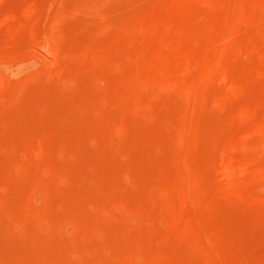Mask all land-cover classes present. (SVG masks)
<instances>
[{"label": "rangeland", "instance_id": "374dc122", "mask_svg": "<svg viewBox=\"0 0 264 264\" xmlns=\"http://www.w3.org/2000/svg\"><path fill=\"white\" fill-rule=\"evenodd\" d=\"M26 1L28 4L32 1L33 4L30 3L29 5L33 8V18L34 20L35 18H38L36 19L37 22L35 20L36 23L32 25V27H35L34 32L33 28H29L30 25L28 24V27L25 28L26 25L21 22L22 19H20H24V15L27 13L26 8L29 6H27L28 4ZM28 1L29 0H0V131H3V135L0 137V155H2L0 156V165L2 163L0 166V257L4 256L6 250L12 245L21 244V242L26 239L27 235L33 234V232L35 234L41 233L39 231H45L46 227L48 229L50 227L49 224H51V218L55 217L54 214L57 215L56 217H58L61 212H63V215L64 213L67 214V208L65 209V207L54 202L57 200L56 197L60 196V194L56 195L54 190H57V193H59L60 191L67 189L73 194H76L81 190L80 186L77 184L74 185L72 182L73 178L71 177L72 174H70L72 173L71 170L73 171L74 169V167H72L73 169L71 168V165H77L79 163L78 160L75 159L76 157L74 159L77 162L72 158L73 161H68L69 164L65 163V165H67L63 168L64 170L61 171V174H57L56 176L57 172L53 173L54 171L44 164L45 156L50 155V151H53V149L50 146L51 149L47 147L45 144L47 141L45 142L44 137H36L39 133H42L41 130L44 128L54 129L46 122L45 119L48 118L47 116H44L45 119L40 116L42 118V120H40L41 118L37 119L39 116L34 114L35 112H38L36 110L37 106V109L40 107L37 104H39V101L45 97L46 93L44 89L48 87L50 90L51 85L54 82L60 86V93L58 94V90H56L55 93L54 87L51 90L55 94L61 95L60 98L64 101L67 100V102L61 100L63 102V107L61 108H65L64 110H66L65 112H67V114L73 113L75 109L79 110L77 111L78 115H76V118L74 117L75 115L71 114L73 116L72 118L71 115H67V121L69 122L71 120V126L69 127H72V122H74L73 125H76L74 127L78 129L80 125L81 131L84 129H91V135L87 136L85 143L84 141L81 143L83 154L78 157L81 161L85 158L86 161L90 162L91 167L88 169L89 177H84L87 189L86 187L83 188L87 191L89 189L93 190L97 199L91 200V205L89 206L88 211L87 209L86 211L90 212L92 215L94 214L93 216L101 220L110 218L109 216L111 214L118 216V221H121L120 228L108 232L115 234L117 232H126L125 227H127V231L130 230L134 235L135 233H139V236L143 237L141 238L142 241L140 244L153 243L154 245H157L158 242L159 245V241H157V239L154 240L156 238L155 232H161L160 230L163 231L164 229L162 234L169 235L170 233V235L174 236L170 239L172 246L171 251L172 254L175 252V255L179 253L177 258L180 260L182 257L181 261H179L180 263L183 260L188 258L191 259L192 257L190 261L193 264H264V0H130L131 2L129 0ZM22 2H25L27 5ZM105 3H107V5ZM24 5H26V8H24ZM130 5L132 7H129ZM70 9L73 11L71 12ZM22 10L23 13H25L24 15L22 14ZM14 11H16V14ZM133 12L139 17L136 15H134L135 17L132 16ZM17 13L19 14L18 18L20 20L16 18V15H18ZM119 13H122L121 16ZM130 13H132V15ZM11 14L15 19L14 17L12 18ZM57 17L58 19H61H59V23L57 22ZM122 17L124 18V24L126 25L125 28L122 27ZM115 18L119 22H116ZM127 18L131 21H128ZM14 21L18 26L14 25ZM135 22L137 25L134 24ZM20 23L24 24L23 27ZM116 23H118L119 26L116 25ZM14 26H16V28L18 27V29ZM14 28L16 32L21 28V33L19 34L17 32V34L14 35ZM102 29L103 31L104 29L107 30L109 40H112L116 35L120 36L122 39L124 35L123 38L128 41H125V43L123 42L122 44V41H124V39H122L121 44L118 46L121 51H119L118 55L117 53L115 54V56L121 60L122 65L120 67L121 63L115 64L111 61L98 67L97 64L102 63L105 56L103 51H100L101 44H98V41L96 40V43L99 45L98 47L95 40L92 41V43L87 46L88 49L85 51V60H82L80 65L81 68L89 69V73L90 70L92 71L93 69L98 73V75L92 73L88 75V78L91 80H89V84H92L94 91L98 86L97 93L95 92L94 96L93 93H91V101L94 100L95 102H91L92 104H90V106L88 105L91 99L90 96L88 102H76V106L74 100V103L69 101L70 94H84L85 88H83L82 83V86H75L70 82L67 76L59 75L61 71H64V69L68 67V63L63 60L62 56L74 49L70 45L72 40H83L82 38L85 33L88 31L91 32V30H96L92 35L97 36L102 33L100 32ZM122 29H125L127 33ZM12 30H14V32ZM49 30H52L51 32L54 35H52L51 32L50 35H48ZM3 32L8 33L9 37L8 34L6 36ZM26 33L29 36H27ZM56 33H59L58 36L62 38V42L59 41L61 46L59 49L60 57L58 63H51L49 65L48 63L52 61L50 53L51 43L58 39H56V37H58ZM12 34L16 37H13ZM18 34L21 35V38L26 39L24 40L25 42ZM23 35L25 36L23 37ZM129 36L133 37L130 38ZM190 36L191 39L189 38ZM136 38L137 41L134 40ZM27 39L32 40V43ZM15 42L18 43L16 46ZM26 42L27 45H25ZM28 42L29 46L30 44H34V47L33 45L30 46L32 49H28L30 52H27V50L24 49V47H29ZM34 42H38V45ZM138 42L141 44H138ZM19 43H21V45ZM132 43H134L133 45H136L134 46L135 49L139 45L137 48L138 50L136 49L137 52H134V47L133 45L131 46ZM13 44L15 47H12L11 49ZM17 48L19 49L18 51ZM144 48L145 50H143ZM28 53L30 55L34 54V56L42 57L40 59V62L42 63L39 66L32 68L33 72L28 66V61L33 55L29 57L30 55ZM24 61L27 62L25 63ZM43 66H45V68ZM120 68V72H122L124 68L123 72L126 70V73H128L126 75H123L122 73L123 77L121 76V79L124 80H121L122 84L121 82L119 84H114V81L111 79L104 80L101 78L103 73L111 76L120 74L118 72ZM49 72L53 74L55 72V75L52 74L53 82L50 86L47 85L50 83L45 76V74ZM31 73H33L32 75H35V77L38 75V79L34 78V76L31 77ZM42 75L45 77L43 78ZM56 76H58V78ZM30 82L36 86H33ZM38 82L40 85H38ZM83 82H88V79H84ZM44 83L45 85H43ZM26 84L29 87H26ZM19 86L21 87L19 88ZM31 87H34V89ZM103 89L105 91H103ZM128 89L129 94H132L133 96L128 95ZM34 91H44V93H34ZM61 91H64L65 93L62 92L61 94ZM67 91H69V93ZM103 92L104 94H102ZM122 92H125V94H122ZM27 93L29 95L31 94V98L29 96V98H26L28 95ZM41 94H44L42 98H40L42 96ZM17 95H19L18 98H16ZM98 95L100 97H98ZM102 96L103 98H101ZM23 98H26V100L29 99V102L31 100V105H28L29 102L27 103ZM18 99H22L23 101L19 102ZM17 101L19 102V105ZM114 101L117 102L116 104L119 103L117 108L111 106L112 104L114 105ZM84 102L85 104H83ZM22 103L24 105H22ZM33 103H35L36 106ZM73 104H75V106ZM78 106H80L83 111H81L80 108L77 109ZM91 106L93 109H91ZM71 107L73 108L71 109ZM15 108H18L17 111ZM22 108L23 111L24 108H28L29 110L25 109L23 113L21 111ZM99 109H101V111H99ZM108 111H111L112 115L116 112L113 117L115 118V116H119V119H121L118 120L121 123L116 122L114 124L112 121L114 118L109 116L110 112ZM75 112L76 111H74V114H76ZM80 112L81 115L79 114ZM28 113H30L29 115L31 116L33 113V116L36 115V118L28 117ZM103 113L109 117L107 118L106 116L105 119L107 120L105 121L103 119L105 117L103 116ZM13 114L15 118L13 117ZM22 117L23 121L25 118V123L23 124V121L21 120ZM31 118L35 121H39H36L37 124H33L34 122L30 124V128L25 124L26 120L28 124L29 122L31 123L34 121ZM217 118L219 122L215 121ZM87 119L89 120V123L86 122ZM96 119L97 121H104L102 123L99 122L103 125L101 126V132L99 131L101 135H97L103 144L97 137V140L95 141L96 138L92 135L95 131V129H93L95 128L94 124L97 125ZM107 121H109V123H107ZM110 121L112 124H110ZM105 122L106 126H104ZM127 122L132 125L136 122L137 126H128ZM117 123H120V125L122 124V126L120 127ZM125 123L126 126L123 127V124L125 125ZM85 124L88 125L86 126ZM89 124H91V126ZM11 125L13 126L12 128ZM110 125L113 126L110 127ZM8 127L14 129L16 136L14 135L15 137L13 138L14 140L17 139L16 141L19 140L18 142L10 139L12 136H9L8 134L12 131L8 130ZM104 127H106V131L103 129ZM18 128L19 130L24 128L23 131H26L25 129L33 131L31 132L33 135L40 131L34 137L35 139L37 138L36 140L38 141L35 139H33V141L35 140L34 143L32 141V144H35L36 146L33 145L34 147H32L34 150H32L33 153L31 152V159L30 157L25 158L30 159V162H28L29 159L27 160L28 165L26 160L24 161L25 165L20 163L21 154L19 153V148L24 145L23 143L25 140L19 135L20 132L22 134L23 131H19ZM39 128L43 129L38 131ZM6 130H8V132L10 131L7 134V136H9L7 138ZM35 130L36 132L34 133ZM131 130L132 133L130 137L128 131L131 132ZM141 130L142 133H144L143 136ZM14 131L10 134H13ZM26 133L28 132L26 131ZM31 133L29 132L28 134ZM108 134L109 138L107 136ZM90 136H92V138H90ZM7 139H10V141H7L9 145L6 143ZM128 140H130V143ZM136 140H139L140 143L138 144ZM27 141H29L28 144H31L29 139H27ZM151 141H153V143ZM10 142L13 144L11 145ZM174 142H176V145ZM18 143L22 145L19 146L17 145ZM127 143L131 144V149ZM156 143H158L159 146ZM132 144H135V148ZM148 145L151 146L149 147ZM173 145H175V147H173ZM127 146L129 147L127 149L128 151H126ZM109 147L111 148L109 149ZM11 148H15V150ZM35 149L37 152H35ZM9 150L11 151L9 152ZM42 150H44V154L42 153ZM117 150L118 153L116 155ZM6 151H8V153ZM12 151H14V153ZM102 151L106 153H102ZM145 151H148V153ZM123 152L124 154H122ZM149 152L150 154L152 152L151 155L154 156H150ZM141 154L143 157L140 156ZM40 158L42 160H40ZM135 158L137 159L135 160ZM85 159L83 161H85ZM140 160H143L142 162H145L146 165L143 163L140 165ZM38 161L41 163L40 165ZM158 162L161 165H159ZM76 165L74 166L76 167ZM138 165L147 166L146 170L150 179L146 176L145 169L142 168L143 166L140 167ZM26 166H31L30 168L32 169ZM68 166H70L69 170L67 168ZM115 166L118 167V169ZM124 166L127 168V171ZM33 167H35V170ZM37 167L39 170L36 169ZM76 169L77 168L74 169V173ZM141 169H143V173H141ZM137 170H139L140 176L138 175ZM161 170L164 172L162 173ZM123 172L124 174H122ZM11 174H13V177ZM28 175L31 176L29 177ZM135 175L137 178L139 176L138 180H135ZM245 175L247 177H244ZM50 177L51 179L48 182V178ZM139 179L141 180L137 183ZM143 179L149 180L150 182L147 181L148 184L141 187L143 184L145 185V183H142L145 182ZM51 180L54 181L55 184H51ZM29 181L31 183H29ZM134 181H136V183ZM132 182L133 184H131ZM38 184L39 186L43 185L40 188ZM130 184L131 186L129 187ZM135 184L139 186L137 187ZM47 185H49V187L45 189L43 186L47 187ZM259 185L261 186L259 187ZM25 186L28 187L26 188ZM51 186L52 189H50ZM133 186L137 189H132ZM53 187L55 188L54 190ZM25 188L27 189V192ZM258 188L261 192H259ZM117 189L119 190L117 191ZM242 189L243 191H241ZM16 190L19 191L16 192ZM44 190L52 192H48L50 197ZM96 190H98V192ZM133 190H138V192L140 191L141 193L144 192V195H146V201L145 198H141L143 199L141 200V205H138V195L141 194L136 191L134 192L136 194L130 192L134 195L133 197V195L128 193L129 191L133 192ZM14 192L18 199L14 197ZM26 193L27 195H25ZM114 193L118 196L125 195L124 198L130 203L129 206L131 205V207H133L111 206L109 200L111 194ZM21 194L25 195H23L24 201ZM44 196H48V198ZM51 197L52 199H50ZM134 198L136 199L135 201ZM15 199H17L16 202H19L18 204L20 206L24 202L23 206L26 207L27 211L23 214L27 218L24 217L26 220H24L23 217L21 220L20 213L16 214V216L19 215V217H14V215H12L13 213L10 212V210L14 209L12 206L18 205L16 202L14 203ZM131 199L133 201H130ZM11 200H13V203ZM55 203L56 205H54ZM143 204L145 207L147 206L145 209L142 206ZM4 205L7 207H4ZM7 208H10L9 213ZM142 208L144 210L139 212ZM2 209L7 212L4 213L3 211L2 213ZM144 211H149L151 213H148L146 216L143 214ZM152 213L156 214L153 216ZM11 216H13V219H11ZM145 217L149 222L144 220ZM140 220L143 222L142 225L139 223ZM153 220H157L158 222ZM163 221H165V223ZM170 221L172 222L169 223ZM161 222L164 224H166V222L168 223L163 226ZM146 223L147 225H145ZM155 223L159 226H156ZM152 224L153 226H151ZM137 225L139 226V229L136 228ZM150 226L151 228L154 227L152 228V231L150 230ZM75 227L76 226L68 220L62 221L55 230V236L58 240H64L69 236L80 234V230ZM142 227H144V230ZM153 229L156 231H153ZM165 230L167 231L165 232ZM5 231L7 233H5ZM8 231L11 233V236L8 235L10 234ZM97 234H100L99 236H101L104 234V231L99 230ZM152 234L155 237L152 236ZM146 237H149L148 239L150 240L153 239L152 242H150V240L148 241ZM83 238L86 240V237L82 235L81 239L84 240ZM20 240L22 241L20 242ZM144 240L147 242L145 241L144 243ZM30 244L33 247L30 246ZM53 245V240L46 244L49 248H52ZM39 247H41L40 243L35 242L34 244V242L28 241L25 248L27 249L26 252L32 251L37 253ZM179 255L182 256L179 257ZM80 256V254H75L70 256L69 259L72 264H77L76 262L79 260L78 258ZM14 257L15 262L17 260V262L21 261L20 256L17 255V257ZM134 258L139 261L140 264H143L139 259L140 255L138 253H134ZM11 259L13 261V258ZM157 264L165 263L158 260Z\"/></svg>", "mask_w": 264, "mask_h": 264}, {"label": "bare ground", "instance_id": "6f19581e", "mask_svg": "<svg viewBox=\"0 0 264 264\" xmlns=\"http://www.w3.org/2000/svg\"><path fill=\"white\" fill-rule=\"evenodd\" d=\"M25 1V0H24ZM30 1V0H29ZM28 1V2H29ZM72 1V0H71ZM130 1V0H129ZM78 2V1H77ZM131 2V1H130ZM23 4H26L27 3V1H26V3L25 2H22ZM30 3H32V1H30ZM29 3V4H30ZM74 3V2H73ZM142 3H143V1H142ZM145 3V2H144ZM28 4V3H27ZM26 4V5H27ZM27 5V6H29V7H27L26 8V5H24L25 7L24 8H26L27 9V13L25 14V13H23V10H25V9H23L22 10V14L24 15V19L23 18H20V19H22L21 20V22H23L25 25H26V27L25 28H27L28 26H27V24L28 25H30L29 26V28L31 27V28H33V32H34V28L35 27H32V25L34 24V23H36L37 22V20L36 19H38V18H35V20H36V22H35V20H34V13H32L33 11H32V6L31 5ZM33 4V3H32ZM106 5H107V3H105ZM110 4V3H109ZM124 4V3H123ZM135 4V3H134ZM138 5V4H137ZM31 6V7H30ZM78 6V5H77ZM80 6H82V5H80ZM121 6H122V4H121ZM112 7V6H111ZM128 7V6H127ZM129 7H132L131 5L129 6ZM18 8V7H17ZM69 8H70V6H69ZM72 8V7H71ZM119 8V7H118ZM134 8V7H133ZM81 9V8H80ZM97 9V8H96ZM123 9V8H122ZM155 9V8H154ZM71 10V9H70ZM90 10V9H89ZM88 10V11H89ZM128 10H129V8H128ZM148 10V9H147ZM177 10V9H176ZM73 10H71V12H72ZM16 11H14V13H15ZM78 12H80V11H78ZM91 12V11H90ZM125 12V11H124ZM136 12H138V11H136ZM160 12V11H159ZM75 13V12H74ZM110 13V12H109ZM108 13V14H109ZM16 14V13H15ZM18 14V13H17ZM20 14H21V12H20ZM79 14V13H78ZM94 14V13H93ZM120 14V13H119ZM118 14V15H119ZM122 14V13H121ZM121 14H120V16H121ZM131 15H132V13H130ZM22 15V16H23ZM134 15H136V14H134V12H133V15L132 16H134ZM157 15V14H156ZM166 15V14H165ZM11 16H12V14H11ZM18 16H19V14L18 15H16V18L18 19V20H20L19 18H18ZM21 16V17H22ZM80 16V15H79ZM84 16V15H83ZM123 16V15H122ZM131 16V17H132ZM136 16H138V15H136ZM14 16H12V18H13ZM86 17V16H85ZM97 17V16H96ZM113 17V16H112ZM124 17V16H123ZM122 17V18H123ZM130 17V16H129ZM135 17V16H134ZM134 17H132V18H134ZM139 17V16H138ZM141 17V16H140ZM143 17V16H142ZM63 18H64V16H63ZM66 18V17H65ZM73 18V17H72ZM117 18V17H116ZM115 18V19H116ZM120 18V17H119ZM125 18V17H124ZM124 18H123V23H122V27L123 28H125V24H124ZM155 18V17H154ZM14 19H15V17H14ZM57 19H58V17H57ZM60 19V18H59ZM59 19L57 20V22L59 23ZM75 19V18H74ZM128 19V21H131V20H129V18H127ZM131 19V18H130ZM135 19V18H134ZM138 19V18H137ZM143 19H144V17H143ZM11 20V19H10ZM61 20V19H60ZM140 20V19H139ZM159 20V19H158ZM206 20V19H205ZM211 20V19H210ZM64 21V20H63ZM104 21V20H103ZM121 21V20H120ZM8 22H9V20H8ZM12 22H13V20H12ZM15 22V21H14ZM53 22V21H52ZM93 22H94V20H93ZM109 22H111V21H109ZM116 22H119L117 19H116ZM7 23V22H6ZM19 23V22H18ZM23 23H20V24H22V27H23ZM86 23V22H85ZM125 23H127V22H125ZM10 24V23H9ZM52 24V23H51ZM57 24V23H56ZM62 24V23H61ZM60 24V25H61ZM111 24V23H110ZM134 24H136V22L134 23ZM146 24V23H145ZM14 25H16V22H15V24ZM37 25V24H36ZM71 25V24H70ZM96 25H98V24H96ZM112 25V24H111ZM116 25H118V23H116ZM128 25H129V23H128ZM137 25V24H136ZM3 26V25H2ZM13 26V25H12ZM16 26H18V25H16ZM16 26H14L15 28H16ZM61 26H63V25H61ZM60 26V27H61ZM65 26V25H64ZM72 26V25H71ZM113 26V25H112ZM119 26V25H118ZM181 26V25H180ZM81 27V26H80ZM92 27H93V25H92ZM94 27H96V26H94ZM120 27H121V25H120ZM121 27V28H122ZM134 27V26H133ZM159 27V26H158ZM15 28H14V30H15ZM129 28V27H128ZM142 28V27H141ZM5 29V28H4ZM11 29H13V28H11ZM16 29H18V27L16 28ZM50 29V28H49ZM62 29V28H61ZM60 29V30H61ZM83 29V28H82ZM81 29V30H82ZM89 29H90V27H89ZM88 29V30H89ZM92 29V28H91ZM98 29H100V28H98ZM158 29V28H157ZM7 30V29H6ZM14 30H12L13 32H14ZM20 30H21V28H19V31H17L19 34L21 33L20 32ZM66 30V29H65ZM115 30V29H114ZM119 30V29H118ZM123 31L125 30V29H122ZM135 30V29H134ZM172 30V29H171ZM1 31V30H0ZM52 30H49V34L48 35H50V32H51ZM79 31V30H78ZM126 31V30H125ZM124 31V32H125ZM157 31V30H156ZM5 32V31H4ZM3 32V33H4ZM6 32H9V31H6ZM17 32H16V30H15V32L13 33L14 35L15 34H17ZM22 32H23V28H22ZM66 32V31H65ZM96 32V30H91V32L90 31H88V32H86L85 33V35H84V37L82 38L83 40H80L79 39V41H78V39H74V40H72L71 41V46L74 48L71 52H69V53H66L65 55H63L62 57H63V60L64 61H66V63H68V67L66 68V69H64V71H61V73L59 74V75H64V76H67L68 78H69V80H70V82L72 83V84H74L75 86H82V84H83V88H85V91H84V94H78V93H73L72 95L70 94V99H69V101H71V103L73 102L74 103V101H75V103L76 102H81V101H87L88 102V100H89V98H90V96H91V93H93V96H94V93L97 91V89H98V86H97V89L94 91L93 90V88H92V84L90 85L89 83H90V79L88 78V75L90 74V73H92V74H95V75H98V73H97V71L96 70H90V73H89V69H87V68H81V61L82 60H85V51L88 49L87 48V46L89 45V44H91L92 43V41H94L95 40V43H96V40L98 41V44L100 43L101 45V49L100 48H98V49H100V51L102 50L103 51V53H104V56H105V59H104V61L102 62V63H99V64H97V66L98 67H101V66H103V65H105V64H107V63H109V62H114L115 64H119V63H121V60L119 59V58H117V56H115V54L117 53V55H118V53H119V51H121V49L119 50V45L121 44V40L122 39H124V41H122V44H123V42L125 43V41H127V40H125V38H123L124 37V35H123V37H122V39L120 38V36H118V35H116V36H114L113 38H112V40H109L108 39V36H107V30H105L104 29V31H103V29H102V31H100V32H102V33H100L99 35H92L93 33H95ZM120 32V31H119ZM25 33V32H24ZM27 33H28V31H27ZM26 33V34H27ZM55 33V32H54ZM60 33V32H59ZM59 33H56L57 34V36H58V34ZM126 33H127V31H126ZM125 33V34H126ZM190 33V32H189ZM6 36H7V34L8 33H4ZM3 34V35H4ZM12 34V35H13ZM18 34V35H19ZM25 34V35H26ZM51 34L52 35H54L52 32H51ZM61 34H62V32H61ZM129 34V33H128ZM127 34V35H128ZM11 35V34H10ZM13 35V37H16V36H14ZM25 35H23V37L25 36ZM110 35H111V33H110ZM20 36V38H21V35H19ZM27 36H29L28 34H27ZM8 37H9V34H8ZM11 38H12V36H10ZM130 37V36H129ZM131 37H133V36H131ZM130 37V38H131ZM187 37V36H186ZM20 38H19V41H20ZM26 38H29V37H26ZM50 38V37H49ZM58 38V39H57ZM139 38V37H138ZM190 39H191V36L189 37ZM12 39H14V38H12ZM23 41L24 40H26V39H23V38H21ZM31 39V38H30ZM56 39L57 40H55L53 43H51V62L50 63H48L49 65L51 64V63H54V64H56V63H58V60H59V57H60V54H59V49H60V43H59V41H61L62 40V38H60L59 36L58 37H56ZM67 39V38H66ZM140 39V38H139ZM189 39V40H190ZM21 40V42L23 43V41ZM27 40H29V39H27ZM135 41H137V38L136 39H134ZM188 40V41H189ZM242 40V39H241ZM244 40V39H243ZM32 40H29V42H31ZM35 41V40H34ZM37 41H38V39H37ZM49 41V40H48ZM132 41V40H131ZM150 41V40H149ZM187 41V40H186ZM25 42V41H24ZM29 42H28V46H29ZM62 42V41H61ZM83 43V44H81V43ZM128 42V41H127ZM32 43V42H31ZM35 44H37L36 42H34ZM40 43V42H39ZM49 43V44H50ZM140 42H138V44H139ZM16 44H18L17 42H15V46H16ZM20 45H21V43H19ZM24 44V43H23ZM41 44V43H40ZM78 44H79V46H78ZM97 44V43H96ZM97 44V45H98ZM134 43H132L131 44V46L133 45ZM141 44V43H140ZM12 45V44H11ZM25 45H27V42H26V44ZM31 45H33V47H34V44H30V46ZM38 45V44H37ZM69 45V44H68ZM14 46V44H13V46H11V49H12V47L14 48L15 47ZM19 46V45H18ZM28 47V48H25L24 47V49H26L27 50V52H30L28 49H32V47ZM36 46V45H35ZM96 46V45H95ZM109 46V47H108ZM126 46V45H125ZM134 46H136V45H133V47ZM139 46V45H138ZM138 46L136 47V49L138 48ZM145 46V45H144ZM189 46V45H188ZM21 47V46H20ZM42 47V46H41ZM41 47H40V49H41ZM64 47V46H63ZM98 47H99V45H98ZM141 47H142V45H141ZM149 47H150V45H149ZM186 47H187V45H186ZM97 48V47H96ZM121 48V47H120ZM146 48V47H145ZM145 48L143 49V50H145ZM155 48V47H154ZM10 49V50H11ZM16 49V48H15ZM21 49V48H20ZM38 49V48H37ZM36 49V50H37ZM95 49V48H94ZM123 49H124V47H123ZM130 49V48H129ZM136 49H135V47H134V52H137L136 51ZM197 49V48H196ZM2 50V49H1ZM9 50V51H10ZM19 49L17 48V51H18ZM23 50V49H22ZM35 50V51H36ZM42 50V49H41ZM97 50V49H96ZM131 50H133V49H131ZM130 50V51H131ZM138 50V49H137ZM12 51V50H11ZM10 51V52H11ZM15 51V50H14ZM25 51V50H24ZM24 51H22V52H24ZM99 51V52H100ZM166 51V50H165ZM9 52V53H10ZM16 52V51H15ZM27 52H26V54H27ZM123 52V51H122ZM125 52V51H124ZM128 52H129V50H128ZM198 52V51H197ZM17 53V52H16ZM42 53V52H41ZM14 54V53H13ZM17 54H19V53H17ZM16 54V55H17ZM20 54H21V52H20ZM25 54V53H24ZM29 54V53H28ZM32 54V53H31ZM34 54H35V52H34ZM34 54H32V55H30L29 57H31L30 59H29V61H28V66H29V69L32 71V68H35V67H37V66H39L42 62H40V59L42 58L41 56H34ZM45 54H47V53H45ZM120 54H121V52H120ZM131 54V53H130ZM132 54H134V53H132ZM146 55V54H145ZM21 56H22V54H21ZM44 56V55H43ZM47 56H50V55H47ZM5 57V56H4ZM17 57V56H16ZM7 58V57H6ZM19 58H20V56H19ZM19 58H17V59H19ZM46 58V57H45ZM49 58V57H48ZM100 59V58H99ZM181 59V58H180ZM8 60V59H7ZM120 60V61H119ZM6 61V60H5ZM9 61V60H8ZM17 61V60H16ZM102 61V60H101ZM10 62V61H9ZM8 62V63H9ZM18 62V61H17ZM22 62V61H21ZM25 63L27 62V61H24ZM146 62V61H145ZM166 62V61H165ZM11 63V62H10ZM9 63V64H10ZM19 63V62H18ZM171 64H172V62H171ZM15 65V64H14ZM121 65H122V63L120 64V67H121ZM10 66H13V65H10ZM16 66V65H15ZM21 66V65H20ZM135 66H136V64H135ZM44 68H45V66H43ZM126 67H127V65H126ZM28 68V67H27ZM81 68V69H80ZM125 68V67H124ZM124 68H123V70H124ZM135 68V67H134ZM137 68V67H136ZM12 69V68H11ZM29 69H28V71H29ZM47 69V68H46ZM101 69V68H100ZM13 70H15V69H13ZM123 70H122V72H120L121 71V68H120V70L118 71L120 74H117V75H115V76H111V75H109V74H106V73H103L101 76V78H103L104 80L105 79H111V80H113L114 81V84L116 83V84H119L120 82H121V78L123 77L122 76V73H123V75H126V74H128V73H126V70H125V72H123ZM130 70V69H129ZM128 70V71H129ZM132 70V69H131ZM25 71H27V70H25ZM27 71V72H28ZM99 71V70H98ZM138 71V70H137ZM26 72V73H27ZM33 72V71H32ZM45 72V71H44ZM47 72V71H46ZM22 73V72H21ZM30 73V72H29ZM57 73V72H56ZM125 73V74H124ZM130 73H131V71H130ZM152 73V72H151ZM33 73H31V77L32 76H34V78H37V76L35 77V75H32ZM35 74V73H34ZM44 74V73H43ZM52 74L53 73H46L45 74V76H46V79L47 80H49V83L50 84H47L48 86H50L51 84H52V82H53V78H52ZM53 75H55V72H54V74ZM57 75V74H56ZM30 76V75H29ZM41 76V75H40ZM43 76V75H42ZM45 76H43V78L45 77ZM122 76V77H121ZM24 77H26V76H24ZM24 77H22V78H24ZM31 77H29V78H31ZM57 78H58V76H56ZM60 77V76H59ZM33 78V79H34ZM41 78V77H40ZM88 79V82H83V80L84 79ZM38 79V78H37ZM125 79V78H124ZM30 80V79H29ZM90 80V81H89ZM22 81V80H21ZM40 81H41V79H40ZM43 81H44V79H43ZM122 81H124V80H122ZM48 82V81H47ZM47 82H45V83H47ZM56 82V81H55ZM31 83V82H30ZM30 83H29V85H30ZM45 83L43 84V85H45ZM82 83V84H81ZM85 83V84H84ZM92 83V82H91ZM23 84V83H22ZM32 84V83H31ZM121 84H122V82H121ZM25 85V84H24ZM33 85V84H32ZM38 85H40L39 84V82H38ZM73 85V86H74ZM93 85H94V83H93ZM33 86H36V85H33ZM95 86V85H94ZM21 86H19V88H20ZM24 87V86H23ZM23 87H22V89H23ZM26 87H29V86H27V84H26ZM44 87H46V86H44ZM43 87V88H44ZM53 87L55 88L54 89V91H55V93H56V90H58L59 92H58V94L60 93V90H59V88H60V86L59 85H57V83L55 84L54 82H53V84L51 85V89H53ZM32 88V87H31ZM46 88H47V92H46ZM45 89H44V91H45V97H43L44 96V94L40 97L39 95V97L40 98H42L43 97V99H41V101H39V104H37V105H39L40 107H39V109H37L38 108V106H37V108H36V110L38 111V112H33L34 114H37V116H39V118L37 117V119H40L41 117L43 118V119H45L44 118V116H47L46 118L47 119H45L46 120V122L48 123V125L49 126H51V127H53L54 129H48V128H41V129H43V130H41L40 128L38 129V131L39 130H41L42 131V133L40 134L38 131V133H39V135L38 136H36L37 138H42V137H44L45 138V144L47 145V147H51L52 149H53V151L51 150L50 151V155H47V156H45V160H44V164L49 168V169H51L52 171H54L53 173H55V172H57L56 173V176H57V174H61V171L62 170H64L63 168L67 165V164H69L68 163V161H73V159L75 158V159H77L78 160V166L76 165V164H74V165H76V167L72 164L71 165V168L72 167H74V169L75 168H77L76 169V171H75V173L73 172L74 171V169H73V171L71 170V168H70V170H71V172L72 173H70V171H69V173L70 174H72L71 175V177L73 178L72 179V182L74 183V185H78V186H80L81 188V192L79 191L78 193H71V191L70 190H62V191H60L59 193H57V190L55 191L54 189V187H53V190H54V192L56 193V195L57 194H60V196H58V197H56V201H54V202H56L58 205H60V206H63V207H65V209L67 208V210H68V212H67V214H65L64 213V215H63V212H61L60 214H59V216L58 217H56L57 215H55L54 214V216L55 217H52L51 218V224H49V228L47 229V227H46V230L45 231H39V232H41V233H38V234H35L34 232H33V234H29V235H27L26 236V239L23 241V242H21L22 240H20V242H21V244H19V245H12L11 247H9L7 250H6V252H5V254H4V256H2V257H0V264H70L71 263V260L69 259L70 258V256H72V255H78V254H80L81 256L78 258L79 260L76 262L77 264H140V262L139 261H137L135 258H134V253H138L139 255H140V261L143 263V264H157V261L159 260V261H162V262H164L165 264H193V263H191V259H192V257H191V259L190 258H188V259H185V260H183L181 263L179 262V261H181V259H182V257H181V259L179 260L178 258H177V255L179 254H176L175 255V252H173L174 254H172V246H171V243H170V239L172 238V237H174L173 235H170V233H169V235L167 234H162V232L164 231V229H163V231L162 230H160L161 232H158V231H156L155 229H153V231L155 230L156 232H155V235H156V238L154 239V240H156L157 239V241H159V245H158V242H157V245H154L153 243L152 244H146L145 243V241L146 240H144V243L145 244H140V242L142 241V239L141 238H143L142 236H139V233H135V235L134 234H132L131 232H130V230H128L127 231V227H125L126 228V232H117L116 234L115 233H110L111 232V230H114V229H116L117 230V228H120V226H121V221L119 222L118 221V216H116V215H110L109 217L110 218H108V219H104V220H101V219H99V218H96L95 216H93L90 212H87L88 211V208H89V206L91 205V200H95L96 199V197H95V193H94V191L93 190H91V189H89L88 191L86 190L87 189V184L85 183L86 181H84V177H89V171H88V169L91 167V165H90V162H88V161H86V159H85V161H81V160H79L78 159V157L80 156V155H82L83 153V149H82V147H81V143L84 141V143H85V139H87V136H89V135H91V129H89V130H86V129H84L83 131H81V128H80V125H79V127H78V129L77 128H75L74 126H76V125H73V123L74 122H72V127H69V126H71V120L68 122L67 120H68V116H70L71 114L72 115H75L74 117L76 118V115H78V112L77 111H79V110H74V111H76L75 113L76 114H74V111H73V113H68L67 114V112H65L66 110H64V109H62L61 107H63V102L61 101V100H63V99H61L60 97H61V95H58V94H55L51 89L49 90V88L48 87H46ZM80 88V87H79ZM129 88V87H128ZM30 89V88H29ZM32 89H34V87L32 88ZM32 89H30V90H32ZM104 89H105V87H104ZM103 89V91H105ZM50 92H49V91ZM125 90V89H124ZM131 90H132V87H131ZM40 91H41V89H40ZM44 91L43 92H38V91H34V93L35 92H38V93H44ZM107 91V90H106ZM62 92H64V91H61V94H62ZM68 93H69V91H67ZM79 92V91H78ZM100 92V91H99ZM65 93V92H64ZM67 93V94H68ZM97 93V92H96ZM128 95H132V94H129V89H128ZM131 93V92H130ZM132 93H133V91H132ZM28 94V93H27ZM101 94V93H100ZM102 94H104V92L102 93ZM122 94H125V92L123 93L122 92ZM19 95H21V94H19ZM19 95H17L16 96V98H18V96ZM25 95V94H24ZM30 97L31 98V94L29 95H27L26 96V98L27 97ZM95 96H96V94H95ZM133 96V95H132ZM28 97V98H29ZM32 97H33V95H32ZM35 97V96H34ZM98 97H100L99 95H98ZM26 98L24 99L23 98V100H25L27 103L29 102L28 100L29 99H27L26 100ZM63 98H65V97H63ZM96 98V97H95ZM101 98H103V96L101 97ZM20 99V98H19ZM18 99V101L20 102V101H23L22 99L21 100H19ZM97 99V98H96ZM1 100V99H0ZM15 100V99H14ZM14 100H12V101H14ZM17 100V99H16ZM33 100H35V99H33ZM33 100H32V102H33ZM74 100V101H73ZM92 100V96H91V99H90V101H89V106H90V104H92L91 102H95L94 100L93 101H91ZM17 101V102H18ZM64 101V100H63ZM117 101V100H116ZM6 102H7V99H6ZM10 102V101H9ZM19 102H18V105H19ZM30 102H31V100H30ZM30 102L28 103V105L30 104ZM36 102H37V100H36ZM64 102H67V100H65ZM115 102V101H114ZM11 103V102H10ZM14 103V102H13ZM26 103V104H27ZM117 102H115L114 103V105L112 104L111 106H113V107H115V108H117V105H119V103L118 104H116ZM12 104V103H11ZM33 104H35V103H33ZM83 104H85V102L83 103ZM82 104V105H83ZM22 105H24L23 103H22ZM28 105H26V106H28ZM31 105V104H30ZM69 105V104H68ZM74 106H75V104H73ZM79 105V104H78ZM93 105H95V104H93ZM116 105V106H115ZM21 106V105H20ZM35 106H36V104H35ZM70 106V105H69ZM76 106H77V103H76ZM87 106V105H86ZM85 106V107H86ZM88 106V107H89ZM19 107V106H18ZM31 107V106H30ZM84 107V108H85ZM108 107V106H107ZM123 107V106H122ZM125 107V106H124ZM6 108V107H5ZM29 108V107H28ZM27 108V109H28ZM70 108V107H69ZM73 107H71V109H72ZM80 108V106H78L77 107V109H79ZM105 108V107H104ZM103 108V109H104ZM118 108H120V107H118ZM16 109V111H17V109L18 108H15ZM15 109H14V111H15ZM25 109L26 108H24V111H25ZM26 109V110H27ZM81 109V108H80ZM90 109V108H89ZM91 109H93V107L91 106ZM102 109V110H103ZM109 109V108H108ZM107 109V110H108ZM174 109V108H173ZM19 110H21V109H19ZM29 110V109H28ZM85 110H86V108H85ZM98 110V109H97ZM23 113H24V111H23V108H22V110H21ZM65 113H64V112ZM81 111H83V109H81ZM89 111V110H88ZM99 111H101V109H99ZM116 111V110H115ZM120 111V110H119ZM30 112V111H29ZM32 112V111H31ZM87 112V111H86ZM103 112V111H102ZM108 112H110L109 113V116L111 117V118H114L113 116L116 114V112L114 113V115H112V112L111 111H108ZM123 112H124V110H123ZM13 113V112H12ZM32 113V116L31 115H29L30 113H28V117L30 116V117H32V118H36V115L35 116H33L34 114ZM43 113V114H42ZM85 113V112H84ZM105 113H106V111H105ZM118 114H122V112L120 111V113L119 112H117ZM3 114V113H2ZM8 114V113H7ZM15 114V113H14ZM14 114H13V117H14ZM20 114V113H19ZM80 115H81V112L79 113ZM86 114V113H85ZM132 114V113H131ZM12 115V114H11ZM27 115V114H26ZM43 115V116H42ZM68 115V116H67ZM71 115V118L73 117ZM79 115V116H80ZM101 115V114H100ZM3 116H4V114H3ZM7 116V115H6ZM5 116V117H6ZM16 116H18V115H16ZM41 116V117H40ZM79 116H77V117H79ZM82 116H83V114H82ZM103 116H105L103 119H104V121L105 120H107V119H105L106 118V116H107V118H109L108 117V115H104V113H103ZM102 116V117H103ZM118 116V115H117ZM11 117V116H10ZM19 117V116H18ZM4 118V117H3ZM15 118V117H14ZM31 118V119H32ZM42 118L40 119V120H42ZM70 118V119H71ZM82 118V117H81ZM100 118V117H99ZM117 118V119H116ZM5 119V118H4ZM6 119H7V117H6ZM11 119V118H10ZM9 119V120H10ZM19 119V118H18ZM117 121H116V120ZM119 116L118 117H116L115 116V118H114V120H115V122H114V120H112L113 121V123L115 124L116 122H120L119 120L121 119H119ZM22 121H23V117H22V119H21ZM29 120V119H28ZM32 120H34V119H32ZM74 120V119H73ZM92 120V119H91ZM101 120V119H100ZM11 121V120H10ZM9 121V122H10ZM24 121H25V118H24ZM22 122V124L23 123H25V122ZM31 121V120H30ZM37 122L39 121V120H36ZM36 121L34 120V121H32L31 123L29 122V124H28V122H27V120H26V126H29L30 124H32L33 122V124H37L36 123ZM86 121V120H85ZM89 120L87 119V123H89L88 122ZM93 121V120H92ZM96 121H97V119H96ZM103 120H101V121H97V125H95L94 124V126H95V128H93V129H95V133L93 132V134L92 135H94V137L96 138L97 137V135L98 134H100L101 135V133H99V131L101 132V126L103 125H101L99 122H104ZM215 121H218V118H217V120H215ZM19 122V121H18ZM41 122V121H40ZM46 122H44V123H46ZM83 122V121H82ZM130 122V121H129ZM161 122V121H160ZM219 122V121H218ZM1 123V122H0ZM8 123V122H7ZM20 123V122H19ZM92 123V122H91ZM107 123H109V121H107ZM121 123V122H120ZM120 123H117V124H119L120 125ZM217 123V122H216ZM28 124V125H27ZM39 124V123H38ZM41 124V123H40ZM93 124V123H92ZM110 124H112V122L110 121ZM113 124V125H114ZM116 124V125H117ZM127 124H128V122H127ZM161 124V123H160ZM20 125H21V123H20ZM86 125V124H85ZM88 125V124H87ZM86 125V126H87ZM90 126H91V124H89ZM113 125H110V127L111 126H113ZM115 125V126H116ZM129 125H132V124H128V126ZM134 125H136V122L134 123ZM134 125H132V126H134ZM173 125H175V124H173ZM209 125V124H208ZM8 126H10V125H8ZM24 126V125H23ZM104 126H106V122H105V124H104ZM122 126V124L120 125V127ZM126 126V123H125V125L123 124V127H125ZM137 126V125H136ZM206 126V125H205ZM6 127H7V125H6ZM13 126L11 125V128H12ZM30 127V126H29ZM35 127V126H34ZM41 127H44V126H41ZM85 127V126H84ZM108 127H109V125H108ZM120 127H118V128H120ZM11 128H9L8 127V130H10V131H14V129H11ZM15 129H17L16 127H14ZM25 128V127H24ZM24 128H21L20 130L21 131H23V129ZM31 128V127H30ZM57 130H56V129ZM80 128V129H79ZM106 127H104L103 129H105ZM114 128V127H113ZM130 128H132V127H130ZM205 128V127H204ZM121 129V128H120ZM128 129V128H127ZM126 129V130H127ZM8 130H6L5 132H6V138L7 137H9V136H12V138L13 137H15L16 136V132L14 131V133L13 134H10V133H12V132H8ZM18 130H19V128H18ZM19 130V131H20ZM28 133L30 132H33V131H28L27 129H25ZM32 130V129H31ZM108 130V129H107ZM206 130V129H205ZM26 131H23V133L25 132L26 133ZM105 131H106V129H105ZM151 131V130H150ZM18 132V131H17ZM36 132V130L34 131V133ZM108 132V131H107ZM126 132V131H125ZM129 132V136L131 137V133H132V130H131V132L130 131H128ZM9 133V134H8ZM21 134V132H20V134L19 135H21L22 136V139H24L25 140V142L23 143L24 145H20L19 143L17 144V145H19V146H21L19 149H20V154H21V159H20V163H22L23 165H25V160H26V162H27V160L29 159V158H27V159H25L26 157H30V159H31V152H32V150H34L32 147H34L33 145H35V144H32V141H33V139H35L34 137H35V135L36 134H38V133H36V134H34L33 135V133H31V134H28V133H24V134ZM109 133V132H108ZM127 133V132H126ZM139 133V132H138ZM141 133H142V130H141ZM7 134L9 135V136H7ZM143 134L144 133H142V136H143ZM3 135V131H0V137ZM15 135V136H14ZM138 135V134H137ZM233 135V134H232ZM5 136V135H4ZM102 136H104V135H102ZM108 136V138H109V134L107 135ZM153 136V135H152ZM94 137H93V140H94ZM147 137V136H146ZM151 137V136H150ZM150 137H148V138H150ZM5 138V137H4ZM12 138H10L11 140H14V138L12 139ZM17 138V137H16ZM32 140H31V139ZM36 138V139H37ZM89 138V137H88ZM90 138H92V136H90ZM98 138V137H97ZM97 138L95 139V141L97 140ZM126 138V137H125ZM160 138V137H159ZM209 138V137H208ZM215 138V137H214ZM10 139H7L6 140V143H7V141H10ZM27 139H29L31 142V144H28L29 143V141H27ZM35 139V140H36ZM48 139H50V140H48ZM146 139V138H145ZM17 140V139H16ZM16 140H14V141H16ZM34 140V141H35ZM98 140L101 142V139L100 138H98ZM153 140V139H152ZM155 140V139H154ZM164 140V139H163ZM19 141V140H18ZM18 141H16V142H18ZM26 141H27V143H26ZM34 141H33V143H34ZM36 141H38V140H36ZM99 141H98V143H99ZM103 141V140H102ZM131 141H133V140H131ZM137 141V140H136ZM156 141V140H155ZM154 141V142H155ZM177 141H178V139H177ZM176 141V142H177ZM4 142H5V140H4ZM13 142V141H12ZM12 142H10L11 143V145L13 144ZM87 142V141H86ZM106 142H109V141H106ZM121 142V141H120ZM128 142L130 143V140H128ZM133 142H135V141H133ZM133 142H131V143H133ZM140 142H141V139H140ZM139 142V140L137 141V143L139 144L140 143ZM152 143H153V141H151ZM176 142H174L175 143V145H176ZM2 143H3V141H2ZM5 143V144H6ZM90 143V142H89ZM97 143V144H98ZM102 143V142H101ZM129 143H127L128 144V146L130 147V145L131 144H129ZM149 143H150V140H149ZM148 143V144H149ZM151 143V144H152ZM1 144V143H0ZM4 144V143H3ZM8 144V143H7ZM6 144V145H7ZM38 144V143H37ZM44 144V145H45ZM103 144V143H102ZM104 144H105V142H104ZM120 144H122V143H120ZM157 145H158V143H156ZM9 145V144H8ZM15 145V144H14ZM13 145V146H14ZM16 145V146H17ZM31 145V146H30ZM99 145H100V143H99ZM107 145V144H106ZM133 146H134V148H135V144H132ZM175 145H173V147H175ZM3 146V145H2ZM5 146V145H4ZM36 146V145H35ZM126 147V151H128L127 149L129 148V147ZM149 146V145H148ZM151 146V145H150ZM149 146V147H150ZM159 146V145H158ZM178 146V145H177ZM12 147V146H11ZM46 147V146H45ZM49 147V148H50ZM101 147H102V145H101ZM104 147H105V145H104ZM103 147V148H104ZM137 147V146H136ZM148 147V148H149ZM157 147V146H156ZM1 148V147H0ZM8 148V147H7ZM36 148V147H35ZM48 148V149H49ZM50 148V149H51ZM106 149H107V147H105ZM104 148V149H105ZM111 147H109V149H110ZM115 148V147H114ZM11 149H13V148H11ZM18 149V150H19ZM41 149V148H40ZM121 149V148H120ZM130 149H131V147H130ZM137 149H138V147H137ZM152 149V148H151ZM13 150H15V148L13 149ZM101 150H102V148H101ZM123 150V149H122ZM134 150V149H133ZM153 150V149H152ZM151 150V151H152ZM235 150H237V149H235ZM11 150H9V152H10ZM40 151V150H39ZM43 151L44 150H42V153H43ZM85 151V150H84ZM94 151V150H93ZM98 151H99V149H98ZM105 151V150H104ZM108 151V150H107ZM238 151V150H237ZM1 152V151H0ZM7 153H8V151H6ZM13 153H14V151H12ZM11 152V153H12ZM18 152H17V154H18ZM35 152H37L36 151V149H35ZM53 152V153H52ZM73 152V153H72ZM145 152H147L148 153V151H145ZM201 152V151H200ZM236 152V151H235ZM33 153V152H32ZM41 153V152H40ZM39 153V154H40ZM41 153V154H42ZM72 153V154H71ZM79 153V154H78ZM96 153H97V151H96ZM102 153H106V152H103L102 151ZM102 153H101V155H102ZM110 153V152H109ZM117 153H118V150H117V152H116V155H117ZM139 153V152H138ZM141 153H142V151H141ZM44 154V153H43ZM122 154H124V152L122 153ZM137 154V153H136ZM143 154V153H142ZM142 154L140 155V156H142ZM149 154H150V152H149ZM151 154H152V152H151ZM150 154V156H154V155H151ZM236 154V153H235ZM6 155H8V154H6ZM92 155V154H91ZM108 155V154H107ZM139 155V154H138ZM234 155V154H233ZM241 155V154H240ZM0 156H2V155H0ZM5 156V155H4ZM43 156V155H42ZM84 156V155H83ZM109 156V155H108ZM107 156V157H108ZM113 156H115V155H113ZM135 156V155H134ZM133 156V157H134ZM146 156V155H145ZM163 156V155H162ZM200 156V155H199ZM235 156V155H234ZM264 156V155H263ZM15 157V156H14ZM124 157V156H123ZM128 157V156H127ZM143 157V156H142ZM236 157V156H235ZM42 158V157H41ZM40 158V160H42ZM73 158V159H72ZM81 158V157H80ZM144 158H146V157H144ZM150 158V157H149ZM148 158V159H149ZM239 158V157H238ZM30 159L28 160V162H30ZM74 159V160H75ZM132 159V158H131ZM137 158H135V160H136ZM140 159V158H139ZM159 159V158H158ZM162 159V158H161ZM39 160V161H40ZM104 160V159H103ZM129 160H130V158H129ZM144 160H147V159H144ZM163 160V159H162ZM166 160V159H165ZM19 161V160H18ZM39 161H38V163H39ZM76 161V160H75ZM108 161V160H107ZM111 161H112V159H111ZM128 161V160H127ZM141 161V160H140ZM139 161V163H140V165L143 163V164H145V162H140ZM150 161V160H149ZM155 161V160H154ZM161 161V160H160ZM170 161V160H169ZM28 162H27V165H28ZM42 162V161H41ZM77 162V161H76ZM131 162H132V160H131ZM152 162V161H151ZM157 162V161H156ZM165 162V161H164ZM164 162H163V166H164ZM237 162H238V160H237ZM261 162V161H260ZM20 163H18V164H20ZM65 163H67L66 165H65ZM121 163V162H120ZM133 163V162H132ZM138 163V162H137ZM153 163H155V162H153ZM31 164V163H30ZM41 163H39V165H40ZM151 164V163H150ZM149 164V165H150ZM158 164H159V162H158ZM261 164H263V163H261ZM1 165H2V163H1ZM0 165V166H1ZM140 165H138V166H140ZM146 165V164H145ZM145 165H142V166H140V167H142V168H144L145 169V174H147V166H145ZM148 165V164H147ZM159 165H161V164H159ZM257 165V164H256ZM260 165V164H259ZM32 166V165H31ZM30 166V167H31ZM35 166V165H34ZM121 166V165H120ZM138 166H136V167H138ZM145 166V167H144ZM154 166V165H153ZM258 166V165H257ZM264 166V165H263ZM26 167H29V166H26ZM25 167V168H26ZM29 167V168H30ZM69 167L70 166H68L67 168H68V170H69ZM116 167V166H115ZM125 167V166H124ZM149 167V166H148ZM152 167V166H151ZM161 167V166H160ZM23 168H24V166H23ZM22 168V169H23ZM34 168V170H35V167H33ZM40 168V167H39ZM67 168H66V170H67ZM117 169H118V167H116ZM123 168V167H122ZM139 168V167H138ZM22 169H21V171H22ZM30 169H32V168H30ZM36 169H38V167L36 168ZM117 169H115V170H117ZM125 169H126V171H127V168L125 167ZM162 169V168H161ZM164 169H165V166H164ZM7 170V169H6ZM39 170V169H38ZM105 170V169H104ZM121 170V169H120ZM132 170V169H131ZM130 170V171H131ZM140 170V169H139ZM139 170H137V172H138V175H139ZM142 170V172L141 173H143V169H141ZM150 170V169H149ZM163 170V169H162ZM161 170V171H162ZM209 170V169H208ZM37 171V170H36ZM47 171V170H46ZM49 171V170H48ZM122 171H124V170H122ZM121 171V172H122ZM129 171V170H128ZM155 171V170H154ZM9 172V171H8ZM11 172V171H10ZM30 172H31V170H30ZM34 172V171H33ZM125 172V171H124ZM124 172L122 173V174H124ZM132 172V171H131ZM164 171H162V173H163ZM63 173H64V171H63ZM140 173V174H141ZM161 173V172H160ZM162 173H161V175H162ZM166 173V172H165ZM114 174H116V173H114ZM119 174H121V173H119ZM121 174V175H122ZM129 174V173H128ZM132 174V173H131ZM12 175V177H13V174H11ZM32 175H33V173H32ZM98 175V174H97ZM137 175V174H136ZM135 175V176H136ZM149 174H147L146 176H148ZM29 176V175H28ZM31 176V175H30ZM29 176V177H30ZM132 176H133V174H132ZM140 176V175H139ZM139 176H138V178H139ZM154 176H155V174H154ZM167 176H168V174H167ZM252 176V175H251ZM23 177V176H22ZM102 177V176H101ZM114 177V176H113ZM118 177V176H117ZM142 177V176H141ZM244 177H247L246 175L244 176ZM254 177H255V175H254ZM32 178V177H31ZM136 179L135 180H138V178H137V176L135 177ZM148 178L150 179V177L148 176ZM35 179H36V177H35ZM50 179H51V177L50 178H48V182L50 181ZM88 179V178H87ZM103 179V178H102ZM28 180V179H27ZM46 180V179H45ZM53 180V179H52ZM51 180V181H52ZM133 180V179H132ZM140 180L141 179H139V181H137V183L138 182H140ZM144 180V179H143ZM17 181V180H16ZM25 181H26V179H25ZM30 181L32 182V180L30 179ZM29 181V183H31ZM47 181V180H46ZM110 181V180H109ZM145 182H142V183H145V185L143 184H141L142 186L141 187H143V186H146V184H148L147 183V181H149V180H144ZM11 182V181H10ZM28 182V181H27ZM27 182H26V184H27ZM36 182V181H35ZM53 182V183H52ZM52 182H50L51 184H55L54 183V181H52ZM88 182V181H87ZM106 182V181H105ZM135 183H136V181H134ZM150 182V181H149ZM25 183V182H24ZM28 183V184H29ZM43 183H45V182H43ZM37 184V183H36ZM51 184H49V185H51ZM80 184V185H79ZM119 184V183H118ZM131 184H133V182L131 183ZM131 184L129 185V187L131 186ZM13 185H14V183H13ZM24 185V184H23ZM43 185V184H42ZM42 185H40L39 186V184H38V186L41 188V186ZM49 185H47V187L46 186H43V187H45V189H47L48 187H49ZM120 185V184H119ZM137 184H135V186H136ZM3 186V185H2ZM55 186V185H54ZM135 186H133L132 187V189H137ZM139 185H137V187H138ZM261 185H259V187H260ZM19 187V186H18ZM17 187V188H18ZM26 188L28 187V186H25ZM72 187V186H71ZM77 187V186H76ZM83 187H86V191L84 190V188ZM140 187V188H141ZM257 187H258V185H257ZM256 187V188H257ZM14 188V187H13ZM16 188V189H17ZM25 188V190H26V192H27V189ZM66 188H68V187H66ZM73 188V187H72ZM104 188V187H103ZM251 188V187H250ZM253 188V187H252ZM9 189V188H8ZM7 189V190H8ZM12 189V188H11ZM19 189V188H18ZM24 189V188H23ZM43 189V188H42ZM50 189H52V186H51V188ZM83 189V190H82ZM115 189V188H114ZM20 190V189H19ZM19 190H16V192L17 191H19ZM61 190V189H60ZM77 190V189H76ZM105 190H106V188H105ZM119 189H117V191H118ZM121 190V189H120ZM258 190H259V188H258ZM44 191H46V190H44ZM43 191V192H44ZM97 192H98V190H96ZM95 191V192H96ZM113 191V190H112ZM122 191H124V190H122ZM138 192V190H133V192L132 191H129L128 193L129 194H131V193H133V194H136V193H134V192ZM241 191H243V189L241 190ZM248 191L250 192V190L248 189ZM251 191H252V189H251ZM11 192V191H10ZM48 192H50V193H52L51 191H49L48 190ZM48 192L46 191V193H47V195H48ZM100 192H101V190H100ZM131 192V193H130ZM239 192V191H238ZM237 192V193H238ZM246 192V191H245ZM255 192V191H254ZM258 192V191H257ZM259 192H261L260 190H259ZM5 193V192H4ZM12 193V192H11ZM23 193V192H22ZM122 193V192H121ZM121 193H119V194H121ZM138 193H140L141 195H138L139 197H138V205L141 203V200H143V199H141V198H145V201H146V195H144V192H138ZM244 193V192H243ZM248 193V192H247ZM14 194V197H16V194H15V192L13 193ZM17 194H19V193H17ZM133 194H131V195H133ZM0 195H1V193H0ZM7 195H8V193H7ZM22 195V194H21ZM24 195V194H23ZM23 195H22V198H23ZM25 195H27V193L25 194ZM24 195V196H25ZM123 195H124V193H123ZM128 195V194H127ZM142 195H144L143 197H141ZM249 195V194H248ZM49 197H50V194L48 195ZM48 196H44V197H47L48 198ZM129 196V195H128ZM243 196V195H242ZM2 197V196H1ZM8 197V196H7ZM13 197V198H14ZM125 197V195L124 196H118V195H116L115 193L114 194H111V196H110V200H109V202H110V204H111V206L113 205L114 207H116V206H121V207H127L128 206V208H132L131 207V205L129 206V204L130 203H128V201H127V199H125L124 198ZM132 197V196H131ZM133 197H134V195H133ZM132 197V198H133ZM250 197V196H249ZM17 198V197H16ZM21 198V199H22ZM27 198V197H26ZM105 198V197H104ZM136 198V197H135ZM134 198V201L136 200ZM18 199V198H17ZM17 199H15V201H14V203L16 202V200ZM20 199V200H21ZM50 199H52V197L50 198ZM245 199V198H244ZM97 200V199H96ZM176 200V199H175ZM174 200V201H175ZM243 200V199H242ZM22 201V200H21ZM23 201H24V198H23ZM45 201V200H44ZM130 201H133L132 199L130 200ZM140 201V202H139ZM173 201V200H172ZM11 202L13 203V200H11ZM47 202H48V200H47ZM49 202H50V200H49ZM94 202V201H93ZM96 202V201H95ZM109 202H108V204H109ZM176 202V201H175ZM6 203H7V201H6ZM9 203V202H8ZM19 203V202H18ZM17 202H16V204H18ZM24 203V202H23ZM23 203H22V205L20 206L19 204L17 205V206H12V207H14V209L13 210H10V208L8 209V213H9V210H10V212L11 213H13L12 215H14V217L16 216V214L18 213H20L19 215L21 216L20 218H21V220H22V217H23V219H24V214L23 213H26V207L25 206H23ZM56 203L54 204V205H56ZM177 203V202H176ZM10 204V203H9ZM47 204V203H46ZM94 204H96V203H94ZM134 204V203H133ZM146 204V203H145ZM58 205H57V207H58ZM141 205V204H140ZM247 205H249V204H247ZM60 206H59V208H60ZM143 207H144V209L147 207H145V205L143 204L142 205ZM4 207H7V206H5L4 205ZM48 207V206H47ZM56 207V206H55ZM139 207V206H138ZM3 208V207H2ZM52 208V207H51ZM58 208V209H59ZM166 208V207H165ZM48 209V208H47ZM49 209H50V205H49ZM57 209V210H58ZM86 209H87V211H86ZM143 208L139 211V212H141L142 210H144ZM6 210V209H5ZM148 210H149V208H148ZM151 210V209H150ZM162 210V209H161ZM3 211H4V209H2V213H3ZM156 211V210H155ZM5 212H7V211H4V213ZM49 212V211H48ZM60 212V211H59ZM158 212V211H157ZM8 213H7V216H8ZM23 214V216H22V214ZM47 213V212H46ZM55 213V212H54ZM148 213H151V212H147V211H144L143 212V214L144 215H148ZM161 213H162V211H161ZM143 214H142V216H143ZM153 214V213H152ZM156 213H154L153 214V216L155 215ZM10 215V214H9ZM19 215H17L18 217H19ZM46 215V214H45ZM49 215H50V213H49ZM141 215V214H140ZM158 215V214H157ZM162 215V214H161ZM16 216V217H17ZM141 216V217H142ZM6 217V216H5ZM13 216H11V219H13L12 218ZM148 217H150V216H148ZM26 218V217H25ZM54 218V219H53ZM151 218V217H150ZM162 218V217H161ZM166 218V217H165ZM167 218H168V216H167ZM10 219V220H11ZM27 219V218H26ZM26 219H24V220H26ZM79 221H78V220ZM153 219V218H152ZM151 219V220H152ZM154 219H156V218H154ZM159 219V218H158ZM157 219V220H158ZM163 219H164V217H163ZM16 220V219H15ZM19 220V219H18ZM65 220H68V221H70L73 225H75L79 230H80V234H78V235H72V236H69V237H67V238H65L64 240H58L57 239V237L55 236V230L57 229V227L61 224V222L62 221H65ZM144 220H146V217L144 218ZM156 220V221H157ZM168 220V219H167ZM14 221V220H13ZM30 221V220H29ZM147 222H149L148 220H146ZM153 221H155V220H153ZM155 221V222H156ZM160 221H162V220H160ZM166 221V220H165ZM165 221H163L164 223H165ZM28 222V221H27ZM49 222V221H48ZM158 222V221H157ZM172 221H170L169 223H171ZM23 223V222H22ZM139 223H141V225L143 224V222L140 220L139 221ZM164 223H162L161 222V224L164 226V225H166L168 222H166V224H164ZM4 224V223H3ZM156 224V223H155ZM154 224V225H155ZM138 225H140V224H138ZM136 226V228H138L139 229V226ZM145 225H147V223L145 224ZM158 224H156V226H157ZM171 225V224H170ZM124 226H126V225H124ZM151 226H153V224L151 225ZM151 226H150V230L152 231V228H154V227H152L151 228ZM159 226V225H158ZM75 227V228H76ZM162 227V226H161ZM160 227V228H161ZM166 227V226H165ZM169 227H171V226H169ZM76 228V229H77ZM156 228V227H155ZM159 228V227H158ZM35 229V228H34ZM130 229V228H129ZM142 229L144 230V227H142ZM188 229V228H187ZM99 230H103L104 231V234L103 235H101V236H99L97 233H98V231ZM132 230H134V229H132ZM131 230V231H132ZM168 230H169V228H168ZM108 231H110V232H108ZM122 231V230H121ZM135 231V230H134ZM167 230H165V232H166ZM173 231V230H172ZM133 232V231H132ZM143 232V231H142ZM5 233H7L6 231H5ZM4 233V234H5ZM8 233H10L9 231H8ZM16 233V232H15ZM150 233V232H149ZM173 233V232H172ZM4 234H2V235H4ZM19 234V233H18ZM137 234V235H136ZM153 234H154V232H153ZM152 234V236H154ZM186 234V233H185ZM8 235H10L11 236V233L10 234H8ZM82 235L83 236H85L86 237V240L84 239V240H82L81 238H82ZM144 235V234H143ZM149 235V234H148ZM175 235V234H174ZM177 235V234H176ZM150 237V236H149ZM148 237V238H149ZM155 237V236H154ZM11 238H13V237H11ZM147 238V237H146ZM147 238V240L149 241L150 239H148ZM151 238V237H150ZM153 238V237H152ZM23 239V238H22ZM53 240V242H54V245H53V247L52 248H49L48 246H46V244L47 243H49L50 241H52ZM153 240V239H152ZM152 240H150V242H152ZM28 241H30V242H34V244H35V242H38V243H40V246L41 247H39V249L38 248H36V249H38V250H36V251H38L37 253L36 252H32L31 250V252H26L27 251V249L25 248L26 247V245H27V242ZM16 242V241H15ZM147 242V241H146ZM143 243V242H142ZM156 243V242H155ZM53 244V243H52ZM32 245H33V243H32ZM31 244H30V246H32ZM34 246H36V245H34ZM178 246H180V245H178ZM33 247V246H32ZM34 249V248H33ZM35 251V250H34ZM184 252V251H183ZM185 253V252H184ZM17 255L18 256H20L21 257V261H19V262H15L14 261V256H16L17 257ZM183 255V254H182ZM182 255H179V257L180 256H182ZM187 257H189V256H187ZM11 258H13V261H12V259ZM10 259H11V261H10ZM20 260V259H19ZM72 264V263H71Z\"/></svg>", "mask_w": 264, "mask_h": 264}]
</instances>
